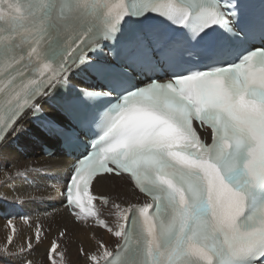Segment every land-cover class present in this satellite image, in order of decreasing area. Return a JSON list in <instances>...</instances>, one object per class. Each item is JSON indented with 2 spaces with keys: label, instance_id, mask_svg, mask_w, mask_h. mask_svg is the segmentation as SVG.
<instances>
[{
  "label": "snow or ice",
  "instance_id": "6c2138e0",
  "mask_svg": "<svg viewBox=\"0 0 264 264\" xmlns=\"http://www.w3.org/2000/svg\"><path fill=\"white\" fill-rule=\"evenodd\" d=\"M0 81V161L67 162L61 206L119 242L87 264H264V0H0ZM93 183L136 202L99 197L110 224ZM70 235L9 236L0 264H57Z\"/></svg>",
  "mask_w": 264,
  "mask_h": 264
},
{
  "label": "bare ground",
  "instance_id": "6f19581e",
  "mask_svg": "<svg viewBox=\"0 0 264 264\" xmlns=\"http://www.w3.org/2000/svg\"><path fill=\"white\" fill-rule=\"evenodd\" d=\"M2 83V81H0ZM46 111L50 112V109ZM27 142V141H24ZM52 149L57 150L54 142L48 144ZM41 146L34 145L27 152L17 154L16 167H11L7 161H0L5 171L8 172L6 177L4 171H0V197L6 198V202L0 204V247L7 244V238L12 236V244L8 245L15 250L23 247L27 249V244L31 240L34 248H39V255L43 257L49 245L58 240L57 231L59 226L66 225L71 235L70 244L67 240H61L60 249L57 250V264H64L60 258L59 252L66 249V257L70 264H87V257L81 255L80 249L91 251L96 247L97 239L103 238L109 246L119 243L115 238L102 228L78 226L72 222L67 209L61 206L63 200L64 178L68 174L67 162L63 165L57 164L56 159L46 158L41 155ZM21 173L23 175H17ZM26 175V178H25ZM11 181V183H9ZM29 195L32 197L29 199ZM93 196L108 197L112 201L121 202L132 200L136 202V197L132 196L131 189L126 185L117 186L106 184L100 187L93 185ZM101 209L102 217L108 223L114 224V217L108 207L102 206L100 202L95 204ZM21 216H28L30 219L25 224ZM15 217L14 219H12ZM11 219V224H9ZM14 223V224H13ZM30 223V224H29ZM40 225L44 230L46 238L39 246L35 244V225ZM16 231H12V226ZM76 239V243L73 240ZM79 253H75L76 247ZM37 264H48L46 260H38Z\"/></svg>",
  "mask_w": 264,
  "mask_h": 264
},
{
  "label": "rangeland",
  "instance_id": "374dc122",
  "mask_svg": "<svg viewBox=\"0 0 264 264\" xmlns=\"http://www.w3.org/2000/svg\"><path fill=\"white\" fill-rule=\"evenodd\" d=\"M27 223H28V221H27V222L25 221V224H27ZM13 224H14V223H13ZM29 224H30V223H29ZM73 241H74V243H76V239L73 240ZM117 242H118V241H117ZM69 244H70V241H69V239H68V240H67V245H69ZM75 247H76V246H75ZM78 250H79V249L76 247V249L74 250V252L77 254V253H79Z\"/></svg>",
  "mask_w": 264,
  "mask_h": 264
}]
</instances>
